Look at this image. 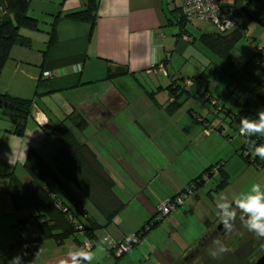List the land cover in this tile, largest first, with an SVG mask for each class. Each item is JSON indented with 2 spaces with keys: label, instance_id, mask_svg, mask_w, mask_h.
Masks as SVG:
<instances>
[{
  "label": "crops",
  "instance_id": "crops-1",
  "mask_svg": "<svg viewBox=\"0 0 264 264\" xmlns=\"http://www.w3.org/2000/svg\"><path fill=\"white\" fill-rule=\"evenodd\" d=\"M183 1L96 0V20L92 25L68 17L84 9L87 0H28L27 14L37 21V29H19L29 43L14 45L0 72V94L33 101L21 134L15 132L14 120L3 114L7 107L0 106V264H8L20 253H26L23 256L25 264H57L59 259L66 257L60 248L68 240L74 247L92 240L93 251L102 237L119 241L151 219L159 200L179 193L214 165L192 148V141L199 140L203 134L201 122L192 116V109H184L180 97L177 101L182 104L175 108L166 88L175 80L168 71L175 53L187 51L191 39L215 33L208 21H196L186 25L180 34L175 24L178 14L175 10L182 7ZM221 2L226 7L242 9L249 47H264V24L260 22L264 18V0ZM167 27L171 28L167 30ZM231 32L226 36L230 37ZM50 37L53 43L48 47ZM238 42L231 51L237 60ZM165 56L169 59L168 76L155 68ZM110 65L123 66L125 72H112ZM44 71H51L53 76L43 77ZM201 73L203 78L209 79L207 71ZM161 78L170 79V82L164 84ZM175 87L173 84L172 88ZM38 90L41 92L37 93ZM162 93L165 94L162 99L170 103L167 110L161 101ZM207 93L213 98L211 91ZM244 94L246 98V89ZM68 113L75 115L72 132L77 141L95 155L102 181L86 184V192L75 182L66 183L61 190L50 181L46 182L45 189L64 192L70 203L56 193L57 197L68 205H79L89 219L86 224L91 221L97 227L93 239L89 230H84L59 243L53 238H44L38 225L31 220L26 222L27 226L19 222L37 215L40 210L15 209L8 184L10 174L29 183L24 168L29 151H36L48 164L46 154L53 157L58 147L52 128ZM260 137L264 140V136ZM188 140L191 144L185 147L184 154L186 150L181 152L180 148ZM222 170L227 173L224 166ZM72 184L79 193L73 191ZM217 184L206 193L208 204L201 201L200 190L204 184L183 203L189 210L200 201L207 205V211L197 218L198 237L185 239L174 228L175 232L167 238V248L138 246L114 263L107 247L103 246L105 251L94 264H180L199 242L202 243L200 251L185 264H250L248 255L262 245L264 239L248 232L239 220L231 233L223 227L217 229L221 224L216 208L219 198L233 200L239 196L226 191L229 183L223 189H218ZM179 215L180 211L174 209L167 221L170 223ZM216 240L226 244L229 251L213 258L211 251L219 247L214 243ZM243 246L245 250L240 252ZM30 250L38 252L36 255L41 257L38 263L34 259L27 260Z\"/></svg>",
  "mask_w": 264,
  "mask_h": 264
},
{
  "label": "trees",
  "instance_id": "trees-1",
  "mask_svg": "<svg viewBox=\"0 0 264 264\" xmlns=\"http://www.w3.org/2000/svg\"><path fill=\"white\" fill-rule=\"evenodd\" d=\"M27 10L28 0H0V72L9 57L11 48L14 45H24L29 43L28 38L20 34L19 29L22 27L37 29V21L28 16ZM175 11H178L175 24L178 26L181 34L185 30L186 25L191 22H187L185 15L182 12V7ZM96 13V0H87L84 9L72 12L68 14V17L79 21H87L94 25ZM260 22L264 24V18L261 19ZM214 29L215 33L202 34L198 39L209 50L229 62L231 66L237 68L241 67V62L231 54V51L234 44L241 37L246 36V32H243L240 28L229 29L225 32L218 31L215 27ZM228 31H232L230 37L226 36ZM50 34H53V29ZM185 37L188 38L187 36ZM52 43L53 37H50L48 40V47ZM256 48L257 46L253 49V57L258 64H262L261 54L264 52V47H261L259 51L256 50ZM168 60L167 56L161 60L166 68V71ZM165 76H168V73ZM203 77L204 75L201 73L197 78L203 79L206 83H208V79ZM179 80H181L182 84L174 80L166 87L173 97L172 102L176 106L175 108L181 106L182 102L177 101V98H179L183 92L186 91L185 87L193 85L194 79L191 77L186 79L183 76L180 77ZM187 80L192 81V84L188 85L186 83ZM173 84H176L174 89L172 88ZM205 90L207 93L208 88L206 87ZM0 100L10 104L11 109H7L14 113L13 117L10 118L16 123L15 132L21 134L31 112L33 102L32 99L13 97L8 94H0ZM207 100H212L213 102L215 99L209 96L207 97ZM216 102L217 101H214L215 104ZM242 107L246 112V115H251L252 117L256 116V112L258 110L264 109V83H253L251 89L247 90V95L242 103ZM192 116L197 120L200 119L199 121L201 123L205 121V119L194 112L192 113ZM78 125L80 126V124ZM215 128L219 131L221 130V127L216 126ZM235 130L238 134L239 127ZM52 136L58 143V147H56L53 155L55 163L54 168H51L36 151H29L24 163V168L30 178V181L28 184L24 183L15 175L10 174L8 184L10 200L14 208L17 210L32 208L40 210V213L33 215V219L40 228L44 238H53L56 242L61 243L64 239L75 235L79 231L89 230V233L92 235L91 238L93 239V231L97 227L95 226V223L91 221L89 222V225L86 224V221L89 219L83 209L77 204L72 206L64 203L57 197L54 189L51 187V189H45L44 185L47 181H50L56 188L61 190L64 188L66 183L75 182L81 190L86 192V184L91 185L95 184L97 181H102L99 173L97 172V169H100L99 163L92 151L85 144L77 141L73 132L63 121L58 122L52 128ZM241 137L243 139V145L238 152L239 155L243 157L247 163L251 162L258 166H264V160H261L257 156L252 159L250 158L249 153H245V151L249 149L246 142L248 138L244 136ZM229 138L232 137L230 136ZM251 139L255 140L257 144L264 142L260 136H255ZM215 167H218V173L221 175L217 188L223 189L228 184V174L223 172V164L217 163L209 167L188 183V185L191 183L195 184L194 192H196V190L205 182L201 180L202 175L209 174L210 179L213 175L211 172ZM63 208H66L67 210L64 211ZM30 217L20 220L19 222L26 225V222ZM154 217L155 214L139 230L134 232V234L138 235L141 241L143 236L148 231L160 224L161 221L154 220ZM89 241L91 242L93 248L94 242L92 240ZM80 245L83 246V242H81ZM109 253L112 255L110 251ZM112 257L115 259L120 258L114 257L113 255Z\"/></svg>",
  "mask_w": 264,
  "mask_h": 264
},
{
  "label": "rangeland",
  "instance_id": "rangeland-1",
  "mask_svg": "<svg viewBox=\"0 0 264 264\" xmlns=\"http://www.w3.org/2000/svg\"><path fill=\"white\" fill-rule=\"evenodd\" d=\"M170 28L171 27H167V30ZM248 43L246 37L243 36L239 39L238 45H236V56L241 62V67L238 68L231 66L229 62L222 57L210 53L199 39H191L190 44L188 43L189 48L187 51L181 53L176 52L168 67L171 76H173L178 83H181V80H179L181 76H190L194 79L193 85L185 87L186 91L180 96V99L183 100L184 109H192L197 115L201 114L208 118V120L201 123L203 129L201 138L192 141L193 150L196 151L197 154L206 157L209 160V163L223 164L228 174L229 186L226 191L231 194L236 193L237 195L243 194L250 188V185L253 182H259L264 185V166H258L251 162L247 163L244 158L239 155L238 152L243 145V139L235 130L239 127V122L242 117L251 116L246 115V112L242 107V102L245 98V89L250 90L253 83L256 82L264 83V63L258 64L256 62L253 57V48H250ZM203 71H207L209 78L208 83L203 79L197 78ZM162 81L164 84L165 82L168 84L170 79L161 78V82ZM206 87L209 89L208 91L212 92L213 98L217 101L216 104L213 103L212 100H207L208 93L205 92ZM38 92L39 90L37 93ZM163 97H165V94L162 93L161 101L164 109L167 110V108L170 107V103L168 102V104L166 99H162ZM53 117L54 116H52V118ZM63 122L71 131L75 129L74 125L76 118L73 113H68ZM207 123L208 125H206ZM207 126L209 127L208 129H211L209 132L205 131ZM216 126L221 127V130H217L215 128ZM230 136L232 137L231 140H229ZM182 140L184 141V138H182ZM189 141L190 140H188L183 148H180L181 152L186 150L182 153L187 152V148L185 147L191 144ZM245 153H249L250 158L252 159L256 157L249 149L246 150ZM45 160L52 168L55 166L54 159L51 155L46 154ZM215 174H217V176L204 182V187L200 190V194L203 195L201 201L207 204L209 202L205 198L207 195L206 193L214 188L221 178L220 173L217 172ZM72 187L74 188L73 191L79 193L73 184ZM54 190L61 196V198L70 203V200L64 192H59L55 188ZM212 196L215 197L214 193ZM201 201L190 210L186 204L178 206L176 209L180 211V215L175 218L174 221L169 223L167 221L169 216H166L158 227L150 232V235L143 238L145 239L144 243L142 239V241L136 244L134 248L138 246H150L153 248L156 246L165 249L167 248V238L170 237V234L175 232V229L177 230V233L185 239H194L198 237L197 218L207 211V205ZM159 203H161V200H159L157 206ZM20 210L23 211V209ZM29 220L35 223L33 216H31ZM71 243L72 242L68 240L65 243V246L60 248V251H65V255H67L68 250L74 247ZM105 246L106 245H104V247ZM103 251H105L104 248L96 249L94 251L96 254L95 260L96 258H100V253H104ZM33 252L30 250L27 255V260L34 259L38 263L41 260V257L36 255L38 253L36 250H33ZM128 254L129 253H126V255ZM110 260L113 263L115 262V258H113L112 255Z\"/></svg>",
  "mask_w": 264,
  "mask_h": 264
},
{
  "label": "clouds",
  "instance_id": "clouds-1",
  "mask_svg": "<svg viewBox=\"0 0 264 264\" xmlns=\"http://www.w3.org/2000/svg\"><path fill=\"white\" fill-rule=\"evenodd\" d=\"M239 134L248 138L246 142L252 154L264 160V143L257 144L255 140L251 139L255 136H264V109L258 110L255 117H242L239 122ZM216 208L219 210V221L226 232H233L235 224L239 220V223L248 232L264 239V185L261 183L253 182L249 189L233 200L221 196ZM107 242L108 237L105 236L96 243L95 247L103 248ZM214 243L219 247L211 251L210 255L213 258H218L229 251L228 246L221 244L219 240ZM24 255L26 253L13 256L8 264H24ZM95 255L92 245L85 244L69 249L66 257L59 259L57 264H94Z\"/></svg>",
  "mask_w": 264,
  "mask_h": 264
},
{
  "label": "built area",
  "instance_id": "built-area-1",
  "mask_svg": "<svg viewBox=\"0 0 264 264\" xmlns=\"http://www.w3.org/2000/svg\"><path fill=\"white\" fill-rule=\"evenodd\" d=\"M182 12L185 15L187 22H196V21H208L211 23L218 31L225 32L229 29L240 28L243 32H246V29L243 27V11L237 7H226L221 0H184L182 4ZM184 39H188L185 36ZM261 47H257L256 50H260ZM262 64L264 63V52L261 54ZM157 69L162 71L163 74H167L166 68L163 63L160 61L157 63ZM43 77L51 78L53 73L51 71H44ZM188 85L192 84V81L187 80ZM214 103V101H213ZM200 120V119H198ZM208 125V124H206ZM207 126L205 128L206 132H209ZM239 134V131H238ZM240 135V134H239ZM231 140V138H229ZM218 172V167H215L211 174ZM202 181L209 180V174H203L201 177ZM195 184L191 183L185 187L181 192L164 199L157 206V211L155 213L154 220L162 221L166 216H168L174 209L182 205L184 201L190 196L194 195ZM63 210H67L63 208ZM27 226V224H26ZM104 238V237H103ZM138 235L132 233L119 241H113L108 238L106 244L107 249L112 253L114 257H120L123 254L131 251L134 246L140 243ZM91 245V242L88 240L83 242V245Z\"/></svg>",
  "mask_w": 264,
  "mask_h": 264
},
{
  "label": "flooded vegetation",
  "instance_id": "flooded-vegetation-1",
  "mask_svg": "<svg viewBox=\"0 0 264 264\" xmlns=\"http://www.w3.org/2000/svg\"><path fill=\"white\" fill-rule=\"evenodd\" d=\"M201 242H199L189 253L187 257L183 259V261L180 264H185L187 260H189L191 257L193 258L198 251H200ZM245 247H241V251H244ZM249 263L250 264H264V243L260 245L254 252H252L250 255H248Z\"/></svg>",
  "mask_w": 264,
  "mask_h": 264
},
{
  "label": "water",
  "instance_id": "water-1",
  "mask_svg": "<svg viewBox=\"0 0 264 264\" xmlns=\"http://www.w3.org/2000/svg\"><path fill=\"white\" fill-rule=\"evenodd\" d=\"M109 68L111 69L112 72H117V73H123V72H125V67H123V66L110 65ZM39 92H41V91H39ZM0 106L7 107L8 109H11L10 104H8L5 101L3 102L2 100H0ZM8 109L3 114L6 115V116H8V117H13L14 113L11 110H8ZM222 227H223L222 224H220L217 227V229L219 230Z\"/></svg>",
  "mask_w": 264,
  "mask_h": 264
}]
</instances>
